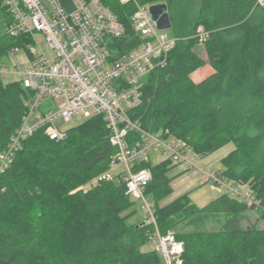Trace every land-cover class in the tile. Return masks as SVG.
Masks as SVG:
<instances>
[{"label":"trees","instance_id":"trees-1","mask_svg":"<svg viewBox=\"0 0 264 264\" xmlns=\"http://www.w3.org/2000/svg\"><path fill=\"white\" fill-rule=\"evenodd\" d=\"M101 1L125 28L109 44L114 59L141 44L132 21L136 3ZM137 1L167 3L175 39L165 61L143 78L141 103L130 117L185 141L198 156L233 142L219 172L247 184L259 201L250 207L222 193L200 207L187 192L163 202L172 193V161L142 162L137 167L151 172L145 190L158 227L162 233L175 230L184 243L185 264H264V225L244 226L239 217L250 207L260 209L264 219V5ZM0 5L8 22L11 16L1 0ZM22 41L29 42L26 34L1 35L0 61ZM206 65L211 71L196 79L193 74ZM32 93L20 81L0 77V152L21 125ZM109 134L98 114L70 126L63 139L41 128L20 140L12 161L0 170V264H163L150 239L153 225L129 222L137 200L127 194L123 179L96 181L117 152ZM216 212L230 214L220 228L196 226L198 214Z\"/></svg>","mask_w":264,"mask_h":264},{"label":"built area","instance_id":"built-area-1","mask_svg":"<svg viewBox=\"0 0 264 264\" xmlns=\"http://www.w3.org/2000/svg\"><path fill=\"white\" fill-rule=\"evenodd\" d=\"M258 2L264 4V0ZM135 3L132 21L141 44L111 59L109 44L122 36L125 28L101 0H1L11 16L4 23V34H26L29 42L8 49L6 56L14 62L0 61V77L14 74V81L33 93L26 102L21 125L0 152V170L12 161L20 140L36 130L43 128L52 139L60 140L69 128L60 122L103 115L117 152L109 170L96 181L113 180L119 175L127 194L140 201L143 221L154 227L150 239L163 264H185L183 241L175 232L162 233L158 227L154 203L145 190L151 172L147 167H137L151 162L152 151L167 153L172 163L184 165L190 172L203 173L206 181L247 206L259 205V201L247 184L199 166L198 154L185 141L146 129L130 117L129 112L141 103L143 78L165 61L174 41L165 29L158 28L151 4ZM36 31L45 35L54 51L52 59L43 51L34 52ZM22 48L28 55L24 61L16 59ZM131 133L137 137L132 138Z\"/></svg>","mask_w":264,"mask_h":264},{"label":"rangeland","instance_id":"rangeland-1","mask_svg":"<svg viewBox=\"0 0 264 264\" xmlns=\"http://www.w3.org/2000/svg\"><path fill=\"white\" fill-rule=\"evenodd\" d=\"M129 1V0H128ZM131 1V0H130ZM135 2L137 0H134ZM134 2V3H135ZM139 2V1H137ZM150 4V3H149ZM1 6V5H0ZM4 20H5V15L0 7V39H1V35L4 34ZM203 27H199L198 29V37L201 39V35L203 33ZM165 31H167L168 35L172 38H174V32L172 30V28L169 29H165ZM36 37L38 39L36 45H35V53H41V51H43L50 59H52V57L54 56V51L53 49L50 47L49 42L46 40L45 35L40 32V31H36ZM175 39V38H174ZM199 40V41H200ZM199 43H202L201 41ZM199 51L205 55V51L203 46H200ZM27 51L25 49L22 48V50L19 52V54L17 55L18 60L24 61L27 60ZM206 56V55H205ZM4 57V61L8 64H13L12 62H14V59L8 56H3ZM211 71L210 66L206 65L202 68H200L198 71H196L193 76L197 79L205 76L206 74H208ZM16 75L14 74H6L4 76V81L5 82H10V81H14L16 80ZM43 110L45 109L44 107L42 108ZM83 117H76L74 118L72 121L68 122V123H63L60 122L63 126H67L70 127L75 123L80 122L81 120H83ZM234 146L233 142H228L225 145L219 147L218 149L204 155V156H198V164L199 166H201L202 168H204L207 171H217L219 168H223V164H222V157L231 149V147ZM167 157V153H162L160 150H156V151H152L150 153V159L152 163H156L161 161L163 158ZM205 159V160H202ZM2 160L0 158V164H1ZM1 169V166H0ZM179 169H181V166H179L178 164L176 166H174V168L170 169L169 174L172 175L175 171L177 172ZM199 177H197L198 179H200L199 183L197 186L193 187L191 192L189 193L190 199L193 203H195L196 205L202 207L204 205H206L207 203H209L210 201H212L213 199L218 198L221 194L222 191H220L217 187H214L210 182L206 181L205 178L199 174L197 175ZM189 176L187 175H180L178 177H176V185L177 183L182 182L183 180H187ZM181 189H177L176 188V193L180 192ZM174 192V191H173ZM251 207V206H250ZM247 207L246 209H243L240 211L239 213V217L241 219V223L244 226H249V225H253V224H257V225H264V219H262L261 216V211L260 209L257 208H250ZM135 208L137 209L136 214L131 217L129 219V222H135L139 219H142L144 216V210L141 207L140 201L137 200V204L135 206ZM230 217V214H228L227 212H216V213H210V214H198L196 216V226L198 228H206V229H211V228H220L223 223L226 222V220ZM195 226V225H194ZM170 231L174 232L175 230L170 229ZM151 245V242H150Z\"/></svg>","mask_w":264,"mask_h":264},{"label":"crops","instance_id":"crops-1","mask_svg":"<svg viewBox=\"0 0 264 264\" xmlns=\"http://www.w3.org/2000/svg\"><path fill=\"white\" fill-rule=\"evenodd\" d=\"M233 148H234V146L231 147V149L224 156H226ZM223 157H222V159H223ZM202 160H205V159H202ZM176 165L177 164L173 163L172 169ZM178 165L181 166V169H179L177 172L175 171L172 175H170V176H172V181H171L172 193L169 196H167L166 198H164L163 202H169V201L175 199L179 195H182V194L187 193V192L190 193L192 188L197 186L199 181H200V179L197 178V177H199L197 175L201 174L204 177V174L201 172H197V173L196 172H190L186 169V167L184 165H181V164H178ZM221 169L219 168L217 171H220ZM182 174L187 175L189 177L187 178V180H185V181L183 180L182 182L177 183V185H176V177H178ZM176 188L178 190L181 189L180 192L176 193Z\"/></svg>","mask_w":264,"mask_h":264},{"label":"water","instance_id":"water-1","mask_svg":"<svg viewBox=\"0 0 264 264\" xmlns=\"http://www.w3.org/2000/svg\"><path fill=\"white\" fill-rule=\"evenodd\" d=\"M150 12L153 19L157 21L158 28L169 29L172 27L167 3L162 2L151 4Z\"/></svg>","mask_w":264,"mask_h":264},{"label":"bare ground","instance_id":"bare-ground-1","mask_svg":"<svg viewBox=\"0 0 264 264\" xmlns=\"http://www.w3.org/2000/svg\"><path fill=\"white\" fill-rule=\"evenodd\" d=\"M258 3H259V2H258ZM259 4L264 5L263 3H259Z\"/></svg>","mask_w":264,"mask_h":264}]
</instances>
